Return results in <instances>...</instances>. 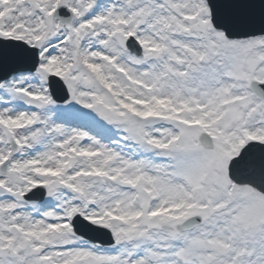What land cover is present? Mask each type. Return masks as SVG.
<instances>
[{
  "label": "snow or ice",
  "instance_id": "6c2138e0",
  "mask_svg": "<svg viewBox=\"0 0 264 264\" xmlns=\"http://www.w3.org/2000/svg\"><path fill=\"white\" fill-rule=\"evenodd\" d=\"M0 264H264V0H0Z\"/></svg>",
  "mask_w": 264,
  "mask_h": 264
}]
</instances>
